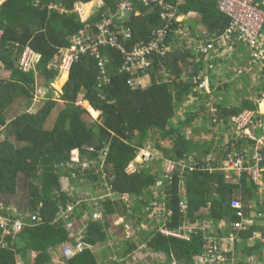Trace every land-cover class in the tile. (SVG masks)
<instances>
[{"label": "trees", "instance_id": "obj_1", "mask_svg": "<svg viewBox=\"0 0 264 264\" xmlns=\"http://www.w3.org/2000/svg\"><path fill=\"white\" fill-rule=\"evenodd\" d=\"M90 1L92 0H40L39 4H36V0L3 1L0 4V28L3 30L1 62L15 68L14 77L22 79L26 83L25 87L29 86L32 81L31 73L20 70L16 65L20 52L25 46H29L41 56L39 67L45 75L54 76L55 70L48 69L47 65L58 50L69 46L70 37L83 29L86 23L92 24L99 20L106 10L114 11L120 2L101 0L99 10L83 22L74 11L75 4L89 2L84 4L83 11L86 15L93 4ZM131 1L134 2L132 17L123 22L125 29L130 30L131 37L123 39L120 34L116 44L99 47L105 73H100L96 57L82 55L69 70L62 103L57 108L52 124L49 127L44 125L47 115L56 108L57 102L54 101L48 102L38 112L23 113L16 118L13 125L9 126L12 132H8L0 140V207L3 209L0 214L9 223L4 233L0 229V264H19L20 260V264H51L49 250L72 241L62 219L58 217L59 211L71 201L80 200L79 205L74 208L75 218L79 222L81 218L86 219V222L83 221L84 226L81 222H76L75 226L83 229L82 238L91 244L92 249L69 258L62 253L64 264H100L93 248L104 243L118 230L126 231L124 223L128 222L135 229L139 228L136 233L143 236L144 246L149 252L165 254V260H176L178 264H193V257L204 251L207 235L213 233L209 232L212 225L225 221L231 228V222L238 219L237 210L230 205L234 197L242 200L244 214H250L248 203L257 195L258 185L246 172L242 173L238 183H230L225 180L222 171L203 168L206 162L201 160V156L216 148L213 141L203 144L193 140V134H199V129H205L203 124H195L196 118H200L199 113L208 112L210 120L208 106H204L205 101L200 104L198 112L192 111L190 105L185 119L175 122L177 112L189 94L199 96L201 100L208 95L195 92L188 81L167 80L156 83V76L161 78V75H156L155 70L147 72L152 80L149 86H131L128 83L131 73L126 69L125 52L130 50L135 41L148 39L151 30L163 24L158 18L159 7L148 11L147 5L138 3L137 0ZM215 2L216 0H185L180 9L199 11L204 26L211 31L218 29L221 32L225 28L223 23L228 19L216 9ZM54 3L60 4L66 11L53 7ZM135 12L140 14L135 16ZM115 21L120 23L117 19ZM173 34H168L170 50L164 64L179 77L180 63L185 61L191 51H182L173 46L176 40V37L171 39ZM64 78L65 73L61 80ZM228 86L227 82H223L218 90ZM14 87L11 86L12 89ZM22 88L10 90L11 94L8 95L0 91V125L4 124L3 110L6 103H11L15 99L14 95ZM210 88L212 91V84ZM24 91L25 94L28 93L27 89ZM80 92L88 101V108L79 104ZM218 107V114L223 118V123L218 128L220 130L225 129L222 126L232 115L245 108L254 109L255 104L250 99L242 98L239 103L230 107L221 101ZM185 128L189 129L188 136ZM149 131H154L153 145L158 151H162V157L178 161L188 158V154L193 151L198 152L199 155L195 158L198 160L192 164L194 169L182 171L185 181L182 191L179 171L167 181L169 184L165 183L161 188L162 195H155L152 189L161 172L152 173L149 167L126 171L128 164L149 140ZM11 135L18 144L10 140ZM239 136L234 147L241 151L244 140ZM166 141L170 142L169 147L165 146ZM228 147V150L232 149L231 142ZM74 149L79 150L81 162L74 163L73 166L71 155ZM100 152L105 154L103 160ZM82 161H87V166ZM156 164L158 169L162 168L161 164ZM61 175L68 176L72 186L70 192L62 187ZM81 183L90 185L94 198L109 191L119 197L105 196L96 201L86 200L75 190L77 185L82 186ZM18 188L26 192V201L14 206L16 209L5 207L4 205L12 204L10 200ZM122 194H126L128 199L121 198ZM153 199L159 205L165 202L164 212H171L163 222L167 229L175 231L194 224L195 230H188L187 238L162 234L155 222L152 229L140 230V222L146 220L151 211L146 207ZM184 199L186 207L183 209L179 203ZM94 211H98L101 218L93 219ZM118 217H125L128 222L114 226L110 218ZM206 218L211 223L210 226H205L203 220ZM113 227L117 228V232ZM252 232L253 228L241 230L239 236L245 239ZM123 242L127 246L117 253L125 259L137 249V245L132 240ZM256 247L253 244L247 245L242 252L251 255ZM32 253L35 256L30 260L29 254Z\"/></svg>", "mask_w": 264, "mask_h": 264}, {"label": "built area", "instance_id": "obj_2", "mask_svg": "<svg viewBox=\"0 0 264 264\" xmlns=\"http://www.w3.org/2000/svg\"><path fill=\"white\" fill-rule=\"evenodd\" d=\"M40 2V0H36ZM138 3H143L148 6L149 10H155L159 7L158 18L163 22L160 27L153 28L150 36L146 40L135 41L130 50L126 51L124 57L127 59L126 69L131 73V77L128 83L131 86H144L143 76L147 75L148 71L158 70L164 78L169 79L171 77L169 69L164 66L162 58L166 56L169 51L168 34L174 33L176 37L175 44L180 50H192L195 53L208 54L213 49V44L206 41H198L196 44L184 43L181 39H188L191 37L189 26L184 23L183 16L185 12L180 9L185 3V0H137ZM218 9L228 18V25L225 31L221 34L222 44L229 42L230 37L233 34H238L246 46L249 48L252 65H258L259 71L264 74V0H216ZM76 5V4H75ZM79 8V7H78ZM75 7V10L79 14L81 20L80 8ZM134 10V2L131 0H120L115 7L114 11L106 10L101 14L100 19L92 24L86 23L84 28L79 30L77 34L70 37V45L60 48L57 52L58 57L61 59L58 61H50L47 65L48 69L58 67L62 70H69L72 64L78 60L82 55H94L97 58V64L100 68V73H105L104 61L100 58L99 47L101 45H114L118 42L120 34L123 39H129L131 32L125 29L123 22L116 25L113 22V18L125 20L132 15ZM135 12L134 14H136ZM190 12H188V15ZM86 22L87 19L82 20ZM178 35L181 39H179ZM3 36V30L0 28V46ZM119 45V44H118ZM120 47V45H119ZM38 60V55L34 53L28 46L24 47L19 55L17 64L22 71H29L34 68L35 63ZM149 75V74H148ZM192 82L195 84V88L203 89L206 87V82L199 80L195 75L192 76ZM260 100H264V94L260 95ZM208 111L210 114V123L212 126H220L223 123V118L219 116L216 107L213 104H209ZM233 126L237 132L243 133L246 137L257 140L259 145L264 146V112H258L254 109H246L234 115L228 122ZM255 127L260 128L261 135L259 138L254 137L253 129ZM236 139V137L234 138ZM232 149L228 150V143L219 142L216 143V148L208 153L203 162L206 164L203 166L207 170H220L226 177L233 178L234 174H241L247 172L248 175L258 182L260 175L264 173V154L255 149L251 154H246L245 151L237 150L234 147V142H231ZM91 149V148H90ZM78 151V149H75ZM74 151V150H73ZM72 151L71 163H79L80 158H75ZM102 160L104 159V153ZM140 157L141 161H148L150 154L137 153L135 159ZM134 159V160H135ZM133 160V161H134ZM130 162L126 168L127 172L135 171L133 167L134 162ZM249 161V162H248ZM192 157L183 158L178 161L167 159L162 163L161 175L157 182L159 184L165 183L172 179L174 173L179 171L180 173V191L185 187V181L183 179V173L185 169L189 171L193 170V163H195ZM252 162V163H250ZM199 163V162H197ZM248 163L250 165H248ZM180 168V170L178 169ZM238 175V177H240ZM109 196L114 198L117 194L109 191L100 197L104 198ZM121 198L127 200L126 194H122ZM96 201V200H94ZM180 206L184 209L185 199L180 201ZM230 205L237 210V220L232 223V226L239 230H243L247 227V223L250 222L249 217L243 212V205L237 198L231 200ZM73 203H67L64 208L59 211V217L63 218L71 223L73 217ZM147 210H153L151 215H154V219L161 218L163 222L166 220V216L170 215V211H165L163 204L159 205L155 201H151V204L146 207ZM150 215V216H151ZM93 219L101 218L98 211H94L92 214ZM17 226L19 224V219ZM8 220L3 219L0 216V228L5 232L8 226ZM205 226H209L208 222H205ZM188 230H195L194 224H190L188 227L183 226L180 230H169L164 225L159 231L162 234H170L173 236L187 238L189 236ZM209 232L211 230L209 229ZM207 235V243L202 253H199L193 257V264H239L238 259L233 254V248L229 250L223 247V240L219 236ZM237 238V234H232L227 239L230 243H233ZM72 244L63 246L62 253L66 258L72 257L77 253L83 252L86 249H92L90 243L85 241L81 236L74 238ZM232 251V253H231ZM166 257V256H165ZM166 264H178L176 260H165ZM244 264H253V262H244Z\"/></svg>", "mask_w": 264, "mask_h": 264}, {"label": "crops", "instance_id": "obj_3", "mask_svg": "<svg viewBox=\"0 0 264 264\" xmlns=\"http://www.w3.org/2000/svg\"><path fill=\"white\" fill-rule=\"evenodd\" d=\"M3 1L5 0H0V4ZM90 2L91 3L93 2V4L85 16L82 15V12L84 13L83 11L84 4H88L89 2L87 3L77 2L75 5L76 8H78L79 6H81L82 8V9L78 8L80 10L82 20L89 19L102 6L101 0H92ZM53 7H58L60 11H64V12L66 11L60 4L54 3ZM215 7L216 9H218L216 2H215ZM74 11L76 10L74 9ZM182 12H185V15L183 16V21L184 23L188 24L191 37L188 39L182 40L180 36L178 35L179 39H181V41H183L184 43H190V44H196L198 41H201V40L206 41V42H211L214 47L208 54H201L200 52L195 53L194 51L190 50L191 54L185 59V61H182V63H180L181 73L179 77H177L175 73L164 64V59L166 58L167 54L164 58H162V62L164 66H166V68L169 69L171 77H169V79H166L164 78L163 75L160 74L158 70L155 71L156 75H161V78H158L156 76L155 78L156 83H159L162 81L167 82V80H170L171 82H173L174 80H177L179 82L188 81L193 85V90L195 92H198L199 94H202V95L204 94L208 95L206 97H203L201 100L199 96L197 97L195 95L189 94L188 98L185 100L183 105L179 108L177 115L175 117V122L185 119L186 113L190 105H192V108H191L192 111L198 112L199 109H201L200 104H202L203 101H205V105H204L205 107L209 106V104H213L216 107L217 112H218L220 110L218 105L221 101L225 104V106L230 107L233 104L239 103L240 100H242V98H245V99H250L253 101V103L255 104L254 110L258 112H264V104H263L264 100L262 101L260 100V95L262 93L264 94V74L259 71L258 65L256 66L252 65L249 48L246 46V44L241 39H239L238 34L231 35L230 41L227 42L226 45L222 44V41L220 39L221 34L225 31L228 25V21L223 23L225 27L223 31L218 32L217 31L218 29L216 31H211L206 26L203 25L202 19H201V13L199 11H196L194 9L192 10L182 9ZM188 12H190L189 15H188ZM138 15L139 13L137 12L135 16H138ZM114 20L115 18H113V21ZM114 24L118 25L120 23L115 22ZM172 38H174V34L172 35L171 39ZM174 44L175 43L173 42V46L178 48L176 44L175 45ZM169 50H170V44H169ZM228 53H231V54H228ZM37 55H38V60L35 63L34 68L31 71H29V73H31L32 75V81L30 85L27 87H25L26 83L22 79H19V78L16 79L14 77L15 68L5 65L0 60V91H2L1 93H3L4 95H8V94H11L10 90H18L23 87L19 93H16L14 95L15 99L11 103L8 102L5 105V108L3 110V113L5 115V120H4V124L0 125V129L2 128H8V129L6 130V133H3V136L0 134V140H2L8 134V132H12L10 131L9 126L13 125V121L16 118L20 117L23 113L30 114V113L38 112L48 102H51V101L57 102L55 106L56 108H59V104L62 103V95L64 92V87L69 79V70H62V69L58 70L56 68H51V70L52 69L55 70V74L52 77H47L45 73L43 72V70L39 67V60L41 56L39 54ZM51 61H57L56 63L58 64V61H59L58 55L56 54ZM16 65H18L17 61H16ZM227 65L232 67L234 71L236 70V68H241V70H238L239 72L237 71L238 73H243V71L246 70L245 74H247V76H244L243 78V82H242L243 85L239 84V86L237 87L235 86L232 87L233 89L232 88L230 89L229 86L227 88L222 87L221 90H218V87H220V85L223 82L224 83L227 82L228 84L237 83L238 85L237 78L232 77L233 75L228 76L229 69L227 68ZM230 72L234 73L232 71ZM64 73H65V78L61 80ZM193 75L198 77L200 81L201 80L205 81L206 87L203 89L195 88V84L192 82ZM234 75H237V74H234ZM255 76L258 77V80H254ZM143 79H144L143 87L149 86L152 82L151 77L148 74L144 75ZM250 81L252 82L251 87H249ZM210 84L213 85L212 91L210 88ZM259 84L263 85L261 89L258 88ZM11 86L13 87L15 86L14 89H12ZM24 89L28 90L27 94H25ZM61 90L63 91L61 92ZM57 91L61 93L57 94ZM54 94H57L56 98L53 97ZM232 94L234 96V101L230 99V96ZM79 95H80L79 101L81 102L79 104L83 107H86L87 105H89L88 103L84 104L87 100L83 98V93L80 92ZM9 96H13V95H9ZM22 100H23V103H22ZM56 108H54V110ZM246 109L247 108L243 110H246ZM50 114L47 115L48 117L46 118V121H45L46 123H48L47 127H49L52 124V122L55 120L54 115L51 116ZM199 116L200 118L199 117L196 118L195 124L199 126L198 121H200V126L203 124L205 129L203 130L199 129V132H200L199 135L196 134L195 136L193 134L194 135L193 140H195L197 143L208 144V142L211 143L213 141L215 144L219 142H224V143L234 142L235 144V142L238 139L237 136L242 135L244 137L239 136L241 139L244 140L243 145H242L243 148L241 151H245L246 154H251L255 149H258L264 154V150H263L264 146L259 145L257 143V140L246 137L243 133H236L237 130L233 126L229 125L228 123L230 121L229 118L227 122L224 123V125L222 126L223 128L226 129L225 131V129H221V128L219 130L218 129L219 126L211 125L210 120L207 117L208 112L203 113L202 111L199 113ZM202 116H203V119L206 118L205 120H203V122H201ZM44 125L46 126L47 124H44ZM208 130H210L211 132H208ZM186 131H187L186 133L188 136L189 129L187 128ZM253 131H254V137L259 138V136L261 135L260 128L255 127ZM235 137L236 139H234ZM9 138L10 140L13 139V135L9 136ZM21 143L24 144V142H21ZM154 150L156 152H152V156L158 160L154 162V164L152 163V160H151L150 164L154 168V172L159 173L162 171V169H158V166L156 163L161 164L160 166H162V163L164 162V160H167L170 158L162 157V151H158L157 148L155 147H154ZM158 154H160V156H157ZM197 155H199L198 152L193 151L192 153L188 154L187 157H192L194 160H198V159H195L197 158ZM206 155L207 154L201 156V160H203V158ZM248 165L250 164L248 163ZM238 175L239 174L235 173L233 178H228L226 177V175L224 176L227 182L238 183L242 173L239 175L240 177H238ZM65 179H67V176L61 175V181ZM157 180H156V183H157ZM254 183L258 185L257 195L254 196V198L251 199V201H249L248 203L250 214L249 215L247 214L246 216L249 217L248 219H250V222H248L246 224L247 227L243 229L247 231L253 228L252 234L249 235V237L244 239L243 237L239 236V231L241 230L237 231V229L236 230L233 229L234 227L232 226L231 228H229V224H227L225 221H220L218 225L213 224L212 227L210 228L211 232H213L212 235L219 236V238L220 237L222 238L223 247H225L228 250L230 248H233V254L235 253L238 259L240 258L239 260L241 262L239 264H244V262H253V264H262V263L264 264V173L260 175L258 182L254 181ZM65 189L70 190V188H65ZM240 201L242 203V200ZM164 203L165 202H163V206H164ZM148 216H150V214H148ZM203 222H209V220L206 218L203 220ZM233 222H231V225ZM208 224L209 226L211 225V223H208ZM232 234H237V238L233 243H230L227 238L230 237ZM243 244H245L246 246H243ZM251 244H253V246L254 245L257 246L258 248L256 247V249L251 255L243 254L242 252L243 249H245L247 245L249 246ZM19 262L21 263V260Z\"/></svg>", "mask_w": 264, "mask_h": 264}, {"label": "rangeland", "instance_id": "obj_4", "mask_svg": "<svg viewBox=\"0 0 264 264\" xmlns=\"http://www.w3.org/2000/svg\"><path fill=\"white\" fill-rule=\"evenodd\" d=\"M79 8H81V6H79ZM82 15H84L83 12H82ZM226 43L227 42L225 41L224 44L226 45ZM228 54H231V53H228ZM60 59H61V57L59 58V60ZM227 68L229 69L228 76H232L233 75L232 77L238 79V85H237V83L236 84L231 83L232 85L229 84L230 89L232 87H234V86L235 87L239 86V84L243 85L242 84L243 78H244V76H247V74H245L246 70H244L243 73H238L239 72L238 70H241V68H236L235 71H234V69H232V67H230L228 65H227ZM58 70H60L59 67H58ZM230 71H232L234 73H231ZM234 74H237V75H234ZM239 76H240V78H239ZM254 80H258V77L255 76ZM254 80H253V82H254ZM249 84H250L249 87H251L252 82L250 81ZM262 86L263 85L259 84L258 88L261 89ZM62 91L63 90H61V92ZM61 92L57 91V94H59ZM57 94H54L53 97L56 98ZM230 99L232 101H234L233 94L230 96ZM22 103H23V100H22ZM86 103H88V102L86 101L84 104H86ZM84 104H82V105H84ZM86 108H88V105L86 106ZM57 112H58V109L56 108L54 111L51 112L50 115L51 116L54 115V118H55V116L57 115ZM203 120L204 119L202 118L201 122H203ZM51 122H52V120H51ZM45 124H47L46 126H48V123L45 122ZM198 124L200 126V121H198ZM185 129H187V128H185ZM6 130H7V128L0 129V134L3 136V133H6ZM196 134L199 135L200 133L199 134L196 133ZM196 134H194V135L196 136ZM194 135H193V137H194ZM148 137H150L149 141H147L144 144V146L141 148V150L139 152L140 153H146V154L149 153L150 154V159L148 161H143L142 162L140 157H138L137 159H135L133 161L134 163H133V167L132 168H135V170H138V169H140L142 167H149L150 171L152 173H156V172H154V168L150 164L151 160H152L153 164H154V162H156L158 160L156 158H153V156H152V152H156L154 150V145H153L155 143L154 131H149V136ZM11 140H13V139H11ZM14 143L18 144L19 142L17 143V142L14 141ZM169 145H170V142L166 141L165 146L169 147ZM73 152H74L73 156L75 158H77V159L80 158L79 150L78 151L74 150ZM139 152H138V154H139ZM160 154H158L157 156H160ZM87 163L88 162L85 161L83 163V165L87 166ZM165 183H168V182H165ZM165 183L159 184L157 182L156 185L152 187L153 193L155 195H158V193H160V195H162L161 188L164 187ZM81 184H82V186L77 185V187L75 188L77 193L80 196L93 197L94 193L90 189V185L88 183H81ZM62 186H63V188H70V190L72 189V187L70 186V181H69L68 176H67V179L62 181ZM159 189H160V191H158ZM70 190H69V192H70ZM95 193H97V191ZM25 194H26V192L23 189L18 188L17 193L10 200V203H12V204L4 205V206L5 207H11V209H12V208H15L14 206H18V204H20V203L23 204L26 201ZM155 195H153L154 199H155ZM154 199L152 200V203H153ZM2 210L3 209L0 207V212ZM151 213H153V210L151 211ZM151 213H150V215H151ZM153 217H154V215L153 216L151 215V216H148L146 218V220L143 219L140 222V224H139L140 230L141 229L150 230V229H152L154 224H158L159 225V229L163 228V220L161 218H159V219L154 221ZM110 219H111V221H112L114 226L122 224L124 222H128V221H125L126 220L125 217H118L117 219L110 218ZM84 222H86V219H84ZM153 222H155V223L153 224ZM73 226H74L73 223H68V222L66 223V228L69 231L70 235L73 236V234H76V235L82 236L83 229L82 228H76V226H74V227ZM124 226L126 227V231H122V232H119V230L117 232V228L113 227V230L115 229L114 231H116L117 233H113L114 235H111L104 243L98 244L96 247L93 248L95 254L97 255V258H98V261H99L100 264H112V263H115V262H116V264H166L164 262L165 254L152 253V252H149L145 248L144 243H143V236H140L139 233L138 234L136 233V229L137 230L139 229L138 227L135 229V227L133 225H131L129 222L127 224L124 223ZM77 229H78V231H77ZM125 240H132V241L136 242L137 249L134 252H132L127 258L123 259L117 252L120 251V250H123L127 246L123 242ZM64 244L58 246L57 248L54 247V248H51L49 250L50 256H51V264H64V262L62 260V257H63L62 256V249H63ZM29 255H30V260H31L35 256V253L29 254ZM240 262L241 261L238 259V263H240Z\"/></svg>", "mask_w": 264, "mask_h": 264}, {"label": "clouds", "instance_id": "obj_5", "mask_svg": "<svg viewBox=\"0 0 264 264\" xmlns=\"http://www.w3.org/2000/svg\"><path fill=\"white\" fill-rule=\"evenodd\" d=\"M36 4H39V3L36 2ZM138 13L140 14V12H138ZM133 15H135V14H133ZM130 17H132V15L129 16V18H130ZM129 18H128V19H129ZM116 19H117L119 22H124V21H125V20H121V19L115 18V20H116ZM87 20H88V19H87ZM115 20H114L113 22H116ZM116 23H117V22H116ZM122 24L124 25V23H122ZM25 47H26V46H25ZM28 47H29V46H28ZM29 48H30V47H29ZM23 49H24V48H23ZM30 49H31V48H30ZM31 50H32V49H31ZM32 51H33L34 53H36L34 50H32ZM21 52H22V51H21ZM21 52H20V53H21ZM36 54H38V53H36ZM19 55H20V54H19ZM86 55H88V54H86ZM92 56H94V55H92ZM94 57H95V56H94ZM18 58H19V56H18ZM18 58H17V61H18ZM17 67L19 68L18 65H17ZM19 69H20V68H19ZM32 69H33V68H32ZM32 69H31V70H32ZM20 70H21V69H20ZM31 70H29V71H31ZM69 70H70V69H69ZM24 72H28V71H24ZM79 103H80V101H79ZM74 150H75V149H74ZM80 162H81V161H80ZM82 163H84V162L82 161ZM87 164H88V163H87ZM73 166H74V164H73ZM61 183H62V181H61ZM70 186H71V185H70ZM62 187H63V186H62ZM71 187H72V186H71ZM105 194H106V193H105ZM103 195H104V194H103ZM101 196H102V195L98 196L97 198H94V196H93V197H86V196H83V198L86 199V200L94 201V200L100 199ZM79 202H80V200H78V201H76V202H72V201H71V202H68V203H73V204H74V208H75L76 205H79ZM0 216H1V214H0ZM58 217H59V213H58ZM59 218H60V217H59ZM92 218H93V217H92ZM18 219H19V218H17V220H18ZM61 219H62V221H63V223H64L65 228H66V223H67L68 221L66 222V220H64L63 218H61ZM83 221H84V220L81 218V219H80V222H81L82 225L84 224ZM76 222H79V221L76 220V218H75V212H74V209H73V217H72L71 223H73V225L75 226V223H76ZM80 222H79V223H80ZM68 223H69V222H68ZM74 226H73V227H74ZM83 226H84V225H83ZM0 229H1V228H0ZM66 229H67V228H66ZM1 230H2V229H1ZM67 231H68V230H67ZM2 233H4V232L2 231ZM68 233H69V231H68ZM69 236H70L71 238L73 237V238H72V241H69L68 243H65L64 245L72 244V242H74V240H75L74 238L77 237V236H79V235L73 234V236H71L70 233H69ZM81 237H82V236H81Z\"/></svg>", "mask_w": 264, "mask_h": 264}]
</instances>
